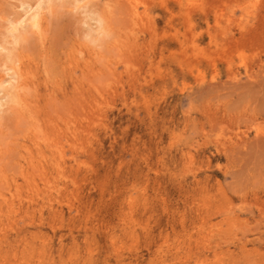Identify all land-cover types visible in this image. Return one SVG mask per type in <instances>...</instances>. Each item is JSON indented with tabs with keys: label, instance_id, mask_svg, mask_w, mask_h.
Segmentation results:
<instances>
[{
	"label": "rangeland",
	"instance_id": "obj_1",
	"mask_svg": "<svg viewBox=\"0 0 264 264\" xmlns=\"http://www.w3.org/2000/svg\"><path fill=\"white\" fill-rule=\"evenodd\" d=\"M0 46V264H264V0H0Z\"/></svg>",
	"mask_w": 264,
	"mask_h": 264
},
{
	"label": "bare ground",
	"instance_id": "obj_2",
	"mask_svg": "<svg viewBox=\"0 0 264 264\" xmlns=\"http://www.w3.org/2000/svg\"><path fill=\"white\" fill-rule=\"evenodd\" d=\"M41 3H43V2H40L39 4H38V6H37V10L34 12V14L32 15V18H31V22L33 23V26H35V25H38V21L40 20V11H41V8H42V4ZM44 7V6H43ZM34 11V10H33ZM25 16V15H24ZM30 17H31V15H30ZM99 17V16H98ZM26 19V18H25ZM19 20V19H18ZM102 20V19H101ZM17 21V20H16ZM23 21H25V20H23ZM22 21V22H23ZM41 21V20H40ZM39 21V22H40ZM18 22V21H17ZM31 23V24H32ZM22 25V24H21ZM19 25L17 24V25H13V27L12 28H10V29H12V30H14V31H18V29L20 28V27H18ZM99 26V25H98ZM20 31V30H19ZM20 34V33H19ZM19 34H16V35H18L16 38H18L19 37ZM19 42V41H18ZM21 42V41H20ZM1 47V46H0ZM5 83V82H4Z\"/></svg>",
	"mask_w": 264,
	"mask_h": 264
}]
</instances>
